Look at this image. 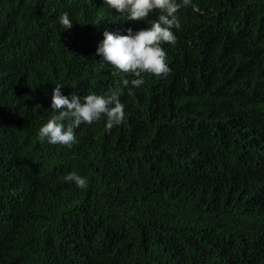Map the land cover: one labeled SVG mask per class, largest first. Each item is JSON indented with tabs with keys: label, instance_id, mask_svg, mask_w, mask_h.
<instances>
[{
	"label": "trees",
	"instance_id": "1",
	"mask_svg": "<svg viewBox=\"0 0 264 264\" xmlns=\"http://www.w3.org/2000/svg\"><path fill=\"white\" fill-rule=\"evenodd\" d=\"M192 3L162 44L171 73L133 99L97 48L158 10L126 22L104 0H0V264H264V0ZM55 85L119 89L126 118L42 144Z\"/></svg>",
	"mask_w": 264,
	"mask_h": 264
},
{
	"label": "clouds",
	"instance_id": "2",
	"mask_svg": "<svg viewBox=\"0 0 264 264\" xmlns=\"http://www.w3.org/2000/svg\"><path fill=\"white\" fill-rule=\"evenodd\" d=\"M104 3L119 13L120 18H126V22L147 20L150 13L159 12L158 20L148 21L151 26L147 29L134 32L132 28H127L126 35L105 31L104 39L97 48L96 54L102 57V62L110 64L117 72L133 77L123 80V85L128 88L129 97L134 99V89L145 83V75L164 78L171 73L162 44H176L173 29L181 28L180 9L192 7L196 10L197 6L192 0H104ZM59 23L66 30L73 26L68 13L59 17ZM63 87L55 85L52 91V116L38 131L42 144L46 141L50 145L71 148L77 142L74 129L82 124L91 125L106 118V127L111 130L124 122L126 111L120 101L119 89L109 90L106 95L88 94L83 98L74 93L69 99L62 94ZM63 179L79 189L87 187V179L76 172L68 173Z\"/></svg>",
	"mask_w": 264,
	"mask_h": 264
}]
</instances>
